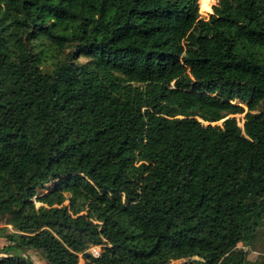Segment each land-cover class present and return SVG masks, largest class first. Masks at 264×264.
<instances>
[{"label":"trees","instance_id":"1","mask_svg":"<svg viewBox=\"0 0 264 264\" xmlns=\"http://www.w3.org/2000/svg\"><path fill=\"white\" fill-rule=\"evenodd\" d=\"M212 2L0 0V264H264V0Z\"/></svg>","mask_w":264,"mask_h":264},{"label":"rangeland","instance_id":"2","mask_svg":"<svg viewBox=\"0 0 264 264\" xmlns=\"http://www.w3.org/2000/svg\"><path fill=\"white\" fill-rule=\"evenodd\" d=\"M215 2H216V0H213L211 6L209 8V10H202L199 7L200 14L203 17H207V15L212 11L211 8H212L213 4H215ZM186 75H188V71L184 72L183 75H182V77H184ZM244 108L246 109V106L245 105H244ZM243 115L244 114L237 115V118H238L240 124L242 123V117H243ZM45 191H48V190H45ZM29 208L30 207L26 208L19 215H17L16 216V220L19 219L24 213H26ZM6 213H7V208L0 207V226L1 225H5L10 220V217L7 216ZM8 226L10 228H13L12 225H8ZM263 240H264V237H263ZM5 244H6V240L0 236V247L3 246V245H5ZM262 246H264V244ZM244 248H246V247L244 246ZM20 254L23 257H26L29 260H31L33 264H46L45 261L40 257V255L35 250L25 249ZM254 254H256V251L254 252ZM0 256H2V254H0ZM180 261H183V260H179V262ZM78 264H83V259L82 258L79 259V263Z\"/></svg>","mask_w":264,"mask_h":264},{"label":"built area","instance_id":"3","mask_svg":"<svg viewBox=\"0 0 264 264\" xmlns=\"http://www.w3.org/2000/svg\"><path fill=\"white\" fill-rule=\"evenodd\" d=\"M98 251H99V247L98 246H92L91 248H89V252L93 256H96L98 254Z\"/></svg>","mask_w":264,"mask_h":264}]
</instances>
